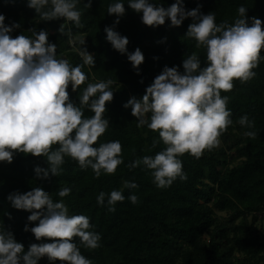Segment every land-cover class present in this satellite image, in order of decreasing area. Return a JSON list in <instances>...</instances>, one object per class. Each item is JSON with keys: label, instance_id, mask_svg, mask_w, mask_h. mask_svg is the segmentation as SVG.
<instances>
[{"label": "trees", "instance_id": "trees-1", "mask_svg": "<svg viewBox=\"0 0 264 264\" xmlns=\"http://www.w3.org/2000/svg\"><path fill=\"white\" fill-rule=\"evenodd\" d=\"M113 2L91 0V6L86 7L88 0H79L76 8L81 12V26H77L63 18L42 20L27 7V0H0L4 24L19 25L9 33L11 38L32 37L33 32L44 30L48 33L47 42L56 46L58 58L66 59L72 66L82 65L87 79L75 91L71 84L66 89L74 105H79L80 93L88 83L113 81V98L105 103L104 113L109 126L95 143L118 140L123 161L114 173L101 171L97 177L90 167L81 169L74 159L65 156L59 175L49 174L45 179L36 177L33 171L36 166L48 167L45 157L13 150L11 163L0 161V230L11 232L25 251L31 244L51 242L43 237L36 240L31 231H25V224L30 229L38 221H27L31 213L13 208L6 199L12 192L22 194L40 187L54 202L62 199L70 215L89 217L92 230L100 234L99 247L86 248L78 237H73V242L92 264H264V59L252 69L254 77L243 83L234 79L230 91H221V96L228 97L226 107L232 124L219 136V144L203 150L199 158L188 153L181 155L186 179L177 177L170 186L158 188L151 170L143 165H129L145 155H154L165 145L159 141L158 132L146 125L137 127L131 108L123 105L131 97L140 99L165 66H176L182 73V61L188 54L195 52L201 67L206 66V49L197 48L196 41L185 36L192 22L190 17L179 26H170L167 18L163 25L147 26L141 22V13L130 9L124 0L125 14L114 30L127 37L128 53L136 48L142 52L144 59L137 66V73L127 55L114 50L105 39L104 28L113 26L116 19L115 14H107V7ZM154 2L167 8L175 0ZM182 2L186 11L199 6L200 13L213 12L217 24H232L239 18L237 8L242 5L246 8V23L250 25V18H258L264 30V0ZM61 25L63 34L59 31ZM82 47L93 54L94 65L83 64L79 54ZM260 56L264 57V49ZM83 114L93 115L87 107ZM242 115L253 122L251 128L238 123ZM249 131L255 135H244ZM125 181L135 182L137 187L126 188ZM61 187L70 189L62 198L57 195ZM114 189L121 190L125 199L114 205V212H108L107 194ZM101 191L105 193L104 205L96 202ZM130 194L137 196V203L128 200ZM37 264L61 262L42 257Z\"/></svg>", "mask_w": 264, "mask_h": 264}, {"label": "clouds", "instance_id": "clouds-1", "mask_svg": "<svg viewBox=\"0 0 264 264\" xmlns=\"http://www.w3.org/2000/svg\"><path fill=\"white\" fill-rule=\"evenodd\" d=\"M79 0H27L42 20L63 18L80 25L81 12L76 8ZM124 0H114L107 7V14H115L113 26H106L105 39L112 48L126 54L133 68L143 62L139 48L128 53V39L114 30V25L125 14ZM128 7L141 13V22L147 26L163 25L165 19L170 26H179L186 18H191L186 37L196 41V47L206 49V66L201 67L198 55L193 52L182 61L183 72L176 66H165L145 94L137 99L131 97L123 107L131 108L136 117L137 127H146L158 132L159 141L165 147L154 155H145L134 160L130 168L143 165L151 170L153 182L158 188L170 186L179 177L185 180L182 171L184 153L199 158L205 149L219 144V136L232 124L230 110L227 109L228 92L233 88V80L242 83L255 76L254 69L264 49V30L261 20L250 18L246 23L244 6L237 8L239 18L232 24H217L213 12L200 13L197 8L186 11L182 0H175L165 8L154 0H127ZM46 8L45 6H49ZM91 6L88 0L86 7ZM45 9V10H42ZM5 17L0 14V161L11 163L13 150L45 157L48 167L36 166L33 171L38 178H48L49 174L59 175L64 157L74 159L81 169L90 167L95 176L101 171L106 174L115 172L123 161L120 156L121 144L118 140L96 145L109 126L105 118V103L113 98L112 80L88 83L79 96V105L69 100L66 91L69 84L73 91L87 79L82 65L72 66L66 59L58 58L56 46L47 42L48 33L44 30L33 32V36L9 33L19 27L13 23L4 24ZM59 31L63 34V26ZM84 45V40L80 41ZM84 65H94L93 54L84 47L79 50ZM87 107L93 115L85 117ZM238 123L251 128L253 122L242 115ZM246 136L255 135L245 132ZM153 141V146L156 144ZM53 145H58L52 148ZM124 187L134 189L135 182H124ZM68 187H61L57 195L65 197ZM11 206L31 214L27 221L38 223L29 229L36 240L51 239V242L31 244L25 251L22 243L13 234L0 230V264H37L42 257L50 262L61 264H92L85 258L73 237L89 249L99 247L101 239L93 231L89 217L84 214L70 215L64 201H53L48 192L40 187L19 193L12 192L6 197ZM125 199L121 190H111L107 194V211L114 212V205ZM128 200L135 204L137 196L130 194ZM98 205L105 204V193L97 197Z\"/></svg>", "mask_w": 264, "mask_h": 264}, {"label": "rangeland", "instance_id": "rangeland-1", "mask_svg": "<svg viewBox=\"0 0 264 264\" xmlns=\"http://www.w3.org/2000/svg\"><path fill=\"white\" fill-rule=\"evenodd\" d=\"M234 162L235 163H238L239 162V159L238 158H235V160H234ZM219 214V216H225V214L224 213H218ZM263 224H264V222H263Z\"/></svg>", "mask_w": 264, "mask_h": 264}]
</instances>
